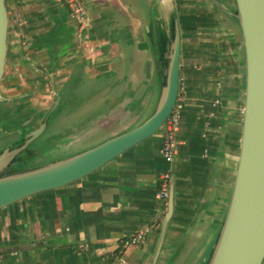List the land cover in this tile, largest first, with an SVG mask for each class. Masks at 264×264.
Segmentation results:
<instances>
[{"label":"crops","instance_id":"crops-1","mask_svg":"<svg viewBox=\"0 0 264 264\" xmlns=\"http://www.w3.org/2000/svg\"><path fill=\"white\" fill-rule=\"evenodd\" d=\"M82 1L88 26L79 33L66 0H11L21 20L18 53L10 56L11 93L27 87L11 104H25L38 117L31 127L37 129L44 114L62 102L65 111L69 99L79 96L73 114H88L79 128L103 142L154 112L164 32L147 0ZM172 2L181 24V111L173 213L156 264H207L238 164L243 45L237 22L209 1ZM222 2L235 9L234 0ZM214 72L221 75L218 96L205 89ZM161 142L157 132L82 179L0 209V264H152L167 212L155 199L169 168ZM145 229L150 232L141 245L123 248V241Z\"/></svg>","mask_w":264,"mask_h":264},{"label":"water","instance_id":"water-1","mask_svg":"<svg viewBox=\"0 0 264 264\" xmlns=\"http://www.w3.org/2000/svg\"><path fill=\"white\" fill-rule=\"evenodd\" d=\"M208 1L238 24L244 54L245 90L235 179L226 217L207 264H264V0H234L233 11L219 0ZM164 3L165 0H157L164 40L160 49L161 93L152 115L131 130L88 150L11 172L15 164L34 155L29 147L45 130L47 123L44 122L26 134L21 145L0 151V209L82 179L160 131L179 92L180 29L175 15L168 16ZM19 36L17 19L11 24L9 0H0V106L7 102L13 87L14 68L10 56L18 53ZM172 213L171 188L152 264L158 260Z\"/></svg>","mask_w":264,"mask_h":264},{"label":"rangeland","instance_id":"rangeland-1","mask_svg":"<svg viewBox=\"0 0 264 264\" xmlns=\"http://www.w3.org/2000/svg\"><path fill=\"white\" fill-rule=\"evenodd\" d=\"M220 2L223 3L222 0ZM147 3L149 5V8L154 9V13H155L154 17H156V20L159 21L160 16H159L158 8H157V0H147ZM176 4L177 3L176 2L173 3L172 0H165L164 6L169 15H172V10H173L172 6H175ZM9 5H10L11 24L13 23V20L15 18L17 19V23L20 24L21 20L18 18V15L15 12V9L12 6L11 0H9ZM180 25H179V29L181 27ZM236 32L239 35V27L237 25H236ZM241 56L243 57L244 55H241ZM198 65H200V63H198ZM244 69L245 68L242 69V73ZM244 73H245V70H244ZM220 76L221 75L219 72H216V73L214 72L211 74L210 82L208 83V85L205 86V89H207L208 93H214L215 95L218 96L219 94L218 92L221 90V82H220L221 80H218V77ZM19 79L23 81L21 78ZM24 88L26 89L27 87L25 86L18 87L15 89L13 93L10 92L9 96H12L13 99L12 101L9 102L10 104L7 102L5 103L11 105V103L15 102L14 100L17 98L20 91ZM78 99H79V96H75V95L72 96V99H71L72 101L69 99V103L65 111L62 110V107H65L64 106L65 103L62 102V105H61L62 107L56 106L55 108H53V111L48 112L43 115V120H45V122L47 123V127L45 128L43 133L31 143L30 150L33 151L34 155L31 156L24 163V168H27V169L34 168V167L41 166L47 163L65 159L67 157H70L82 151L88 150L102 142V140L96 142L100 136H94V135L91 136L90 132L87 135H83L84 133H82V130L85 131L84 125H82V127L79 128L80 125L83 124L87 120L86 117L88 116V114H85V115L82 114L79 116L73 114L75 112L74 110L79 104V102H77ZM216 104H218L217 100H215V105ZM34 126L35 124L34 125L31 124L30 126H27L26 131H22V132H20V130L18 132H14V131L11 132V130L9 131L8 126L6 130L1 129L0 130V150H2L5 147L10 146V144H12L13 141L15 140V137L19 138L21 137V135L24 136L26 132L28 133L32 132L33 130H31V127L33 128ZM81 138L84 139V141L82 142L76 141L77 139H81ZM168 166H169L168 170H170V173H172L173 163Z\"/></svg>","mask_w":264,"mask_h":264},{"label":"built area","instance_id":"built-area-1","mask_svg":"<svg viewBox=\"0 0 264 264\" xmlns=\"http://www.w3.org/2000/svg\"><path fill=\"white\" fill-rule=\"evenodd\" d=\"M66 1L69 6V17L75 24L77 31L81 33L88 26L87 12L84 3H81L78 0ZM181 94V86H179L178 96H181ZM179 98H177V102L171 114L159 131L162 139L159 152L168 165L173 163L175 156V136L178 132L181 111ZM171 188V173L170 170H167L161 175L159 190L155 195V199L159 202H162L166 206V209ZM149 232V229H145L141 232H138L137 234L131 235L125 241H123V248L128 249L130 247L141 245L145 241V238ZM80 248L85 249V246L81 245Z\"/></svg>","mask_w":264,"mask_h":264},{"label":"trees","instance_id":"trees-1","mask_svg":"<svg viewBox=\"0 0 264 264\" xmlns=\"http://www.w3.org/2000/svg\"><path fill=\"white\" fill-rule=\"evenodd\" d=\"M79 2L83 3L82 0H78ZM244 63V61H243ZM180 97V95L178 96V98ZM25 104L21 103L19 106H15V105H9L7 103H4L0 106V129L6 130L7 126L9 127V131L11 130V132H18L19 130L22 131H26V126L23 125V123L30 117L33 115V113H31L29 111V109L26 107H24ZM25 111V112H23ZM38 119V117L36 118V120ZM45 122V120H44ZM8 130V129H7ZM4 132V131H3ZM27 133H25L26 135ZM25 135H21V137L17 138L13 141L12 148L17 147L19 145H21L24 140H25ZM104 142V141H103ZM102 143V142H101ZM4 149V148H3ZM2 149V150H3ZM30 149V147H29ZM1 151V150H0ZM29 159V158H28ZM24 160L21 163H17L15 164L13 167H11L10 171L11 172H17V171H21L27 168H24V163L28 160Z\"/></svg>","mask_w":264,"mask_h":264},{"label":"flooded vegetation","instance_id":"flooded-vegetation-1","mask_svg":"<svg viewBox=\"0 0 264 264\" xmlns=\"http://www.w3.org/2000/svg\"><path fill=\"white\" fill-rule=\"evenodd\" d=\"M168 16L170 17L169 14H168ZM175 17H176V19H178V16H175ZM177 22H178V24H179V21H178V20H177ZM31 118H33V119L29 122V125H24V126H26V127H27V126H30L31 124H33V123L36 121V117H34L33 115L30 116L27 120H29V119H31ZM27 120H26V121H27ZM26 121H25V122H26ZM25 122H24V123H25ZM24 123H23V124H24ZM42 123H44V120H42ZM40 126H41V125H40ZM46 127H47V126H46ZM0 130H1V129H0ZM31 130H35V129H31ZM20 132H21V131H20ZM26 133H28V132H26ZM15 139H16V137H15ZM10 147H12L11 144H10Z\"/></svg>","mask_w":264,"mask_h":264}]
</instances>
